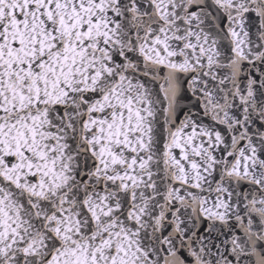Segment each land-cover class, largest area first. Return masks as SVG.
Returning <instances> with one entry per match:
<instances>
[{"label": "snow or ice", "instance_id": "snow-or-ice-1", "mask_svg": "<svg viewBox=\"0 0 264 264\" xmlns=\"http://www.w3.org/2000/svg\"><path fill=\"white\" fill-rule=\"evenodd\" d=\"M0 264H264V0H0Z\"/></svg>", "mask_w": 264, "mask_h": 264}]
</instances>
